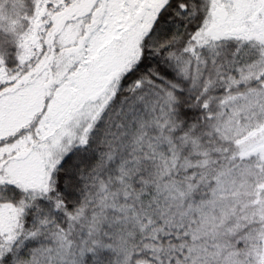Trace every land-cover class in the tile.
Wrapping results in <instances>:
<instances>
[{
    "label": "snow or ice",
    "instance_id": "obj_1",
    "mask_svg": "<svg viewBox=\"0 0 264 264\" xmlns=\"http://www.w3.org/2000/svg\"><path fill=\"white\" fill-rule=\"evenodd\" d=\"M0 264H264V0H0Z\"/></svg>",
    "mask_w": 264,
    "mask_h": 264
}]
</instances>
